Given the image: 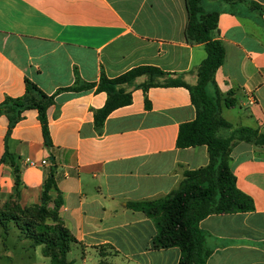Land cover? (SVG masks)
<instances>
[{"label": "crops", "instance_id": "1", "mask_svg": "<svg viewBox=\"0 0 264 264\" xmlns=\"http://www.w3.org/2000/svg\"><path fill=\"white\" fill-rule=\"evenodd\" d=\"M203 8L219 12L221 116L234 129L264 134V0H205ZM188 18L186 0H0V106L23 98L26 81L53 97L49 143L37 109L25 110L10 131L0 114V204L18 193L22 207L40 205L53 172L59 215L77 241L68 253L73 264L181 259L178 247L152 248L156 220L128 205L178 191L186 172L210 163L207 146H178L181 126L196 120L197 108L189 88L167 85L196 86L207 58L205 44L187 41ZM140 67L158 68L165 77L154 85L143 76L117 86L132 101L98 129L95 113L109 100L98 90L102 77L114 80ZM87 84L93 86L79 89ZM208 92L213 96V85ZM229 96L234 107L226 105ZM7 152L19 168L18 191L11 163L2 162ZM230 167L253 209L199 223L211 252L207 264H264V146L234 142ZM2 252L0 259L12 260L8 248ZM73 252L77 258H70Z\"/></svg>", "mask_w": 264, "mask_h": 264}, {"label": "trees", "instance_id": "2", "mask_svg": "<svg viewBox=\"0 0 264 264\" xmlns=\"http://www.w3.org/2000/svg\"><path fill=\"white\" fill-rule=\"evenodd\" d=\"M204 1L186 0L189 16L186 28L187 41L203 43L207 51V58L197 71L198 83L191 87L177 80L167 85L189 88L197 108L196 120L181 126L178 146L180 148L207 146L210 163L207 167L186 172L178 191L161 199L130 202L128 205L156 220L158 234L152 241V248L164 250L178 247L182 252L178 264H207L211 252L205 245L206 235L199 228V223L204 218L213 214L247 212L253 209L252 199L236 186V178L230 167V154L236 141L254 139L256 144L264 146V134L250 128L234 129L232 124L221 116L222 98L215 85V73L224 63L225 49L216 39L219 35L217 25L219 12H206L203 8ZM143 76H148V85H154L160 78L165 77V73L155 67H140L114 80L102 77L98 90L106 91L109 100L104 108L95 113V125L98 129L103 127L105 120L115 109L129 105L132 101L130 94L116 87L131 83ZM210 85L215 88L213 96L208 92ZM92 86L87 84L79 89H88ZM225 102L228 107L236 105V100L231 96L227 97ZM52 103L53 97H48L32 82L26 81L25 96L19 99H7L0 106V114H6L9 118L10 131L22 119L25 110L37 109L46 142L49 143L47 109ZM221 130H230L231 135L227 138L221 137L219 135ZM8 161L14 169L18 191L21 186L19 168L14 158L7 152L2 162ZM9 200V202L15 200L16 204L6 203L4 208L0 209V219L15 220L18 217L13 213H18L27 216L36 225H41L39 223L46 219L52 220L54 228H51L50 232L46 231L43 235L33 237L32 240L38 246H43V255L51 264H73L68 259V253L77 241L59 215L62 203L54 173L50 174L44 184L40 205L22 207L18 193ZM101 264L107 263L101 262Z\"/></svg>", "mask_w": 264, "mask_h": 264}, {"label": "rangeland", "instance_id": "3", "mask_svg": "<svg viewBox=\"0 0 264 264\" xmlns=\"http://www.w3.org/2000/svg\"><path fill=\"white\" fill-rule=\"evenodd\" d=\"M224 113L226 117L229 116V113ZM9 201V199H5L0 204V209H3L6 203L16 204L15 200ZM13 214H17L18 218L15 220L8 218L0 219V256L3 255L2 251L4 248H8L12 256V260L9 261L0 259V264H51L49 259L42 255V245L37 247L36 251L30 248L38 246L32 240L33 237L40 234L43 235L46 231L50 232L51 228H54L53 221L46 219L39 223L41 225H36L25 215ZM76 256L77 253L73 252L70 258H75ZM77 264H81L79 259L77 260Z\"/></svg>", "mask_w": 264, "mask_h": 264}, {"label": "built area", "instance_id": "4", "mask_svg": "<svg viewBox=\"0 0 264 264\" xmlns=\"http://www.w3.org/2000/svg\"><path fill=\"white\" fill-rule=\"evenodd\" d=\"M29 163H30L31 165H35V164H34L33 162H31V161H30ZM44 163H46V162H44Z\"/></svg>", "mask_w": 264, "mask_h": 264}]
</instances>
